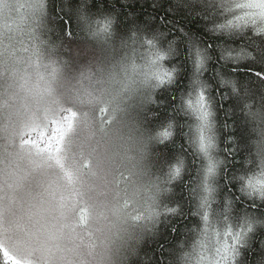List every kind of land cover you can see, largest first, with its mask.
<instances>
[{
	"label": "clouds",
	"instance_id": "obj_1",
	"mask_svg": "<svg viewBox=\"0 0 264 264\" xmlns=\"http://www.w3.org/2000/svg\"><path fill=\"white\" fill-rule=\"evenodd\" d=\"M83 30L97 54L72 64L40 23L0 28V244L26 264H133L176 179L151 123L157 82L147 55ZM68 112L61 164L21 146V133L50 129ZM244 118L248 159L260 171L264 100L248 101ZM176 264H192L191 254L177 253Z\"/></svg>",
	"mask_w": 264,
	"mask_h": 264
},
{
	"label": "trees",
	"instance_id": "obj_2",
	"mask_svg": "<svg viewBox=\"0 0 264 264\" xmlns=\"http://www.w3.org/2000/svg\"><path fill=\"white\" fill-rule=\"evenodd\" d=\"M154 2L159 4L158 8H153ZM210 2L212 0H22V17L18 23V20L12 21L10 27H18L27 12L36 9L45 37L60 45L61 54L69 62H72V54L91 51L92 56L90 47L95 46L86 38L84 24L94 31L107 32L117 40L125 38L133 51L146 53L143 41L153 36L158 49L167 52L171 45L176 50L177 54L167 55L161 62L168 70L174 68L175 73L171 83L165 82L153 90L150 116L154 127H167L171 123L172 135L158 150L164 160L172 164L182 161L183 166L181 174L171 184L167 209L133 264H176L177 253L181 251L190 253L194 259L200 253L202 240L220 227L217 218L223 221L225 216L230 218L229 226L242 223L245 217L254 225L247 246L240 249L235 263L264 264V202L257 200L253 204L239 191V182L232 180L233 176L253 172L248 159L249 129L244 111L248 101L264 100V83H258L254 75L255 71H264V32L251 25L230 34L210 31L227 13V7L218 11L219 5L234 9L240 0H215L217 9H208ZM104 20L111 21L106 31L102 30ZM190 38L207 48L211 57L200 79L207 86L206 94L211 98L214 113L211 131L207 133L213 139L211 155L221 161L212 181L211 209L216 215L211 216L212 226L207 233L200 187L204 160L190 143L196 139L197 122L182 108V97L186 101L188 93L194 91L193 69L185 58ZM221 47L232 49L233 56L242 53L243 58L238 63L225 62L220 59ZM221 78L233 81L237 93H232L231 86L222 88ZM229 202L230 207L225 212Z\"/></svg>",
	"mask_w": 264,
	"mask_h": 264
},
{
	"label": "snow or ice",
	"instance_id": "obj_3",
	"mask_svg": "<svg viewBox=\"0 0 264 264\" xmlns=\"http://www.w3.org/2000/svg\"><path fill=\"white\" fill-rule=\"evenodd\" d=\"M158 7L159 4L154 2L153 8ZM206 7L208 9H217V5L213 2H210ZM226 7L227 13L223 21L215 22L213 27L209 29L210 31L220 34H230L251 25L258 31L264 32V29L259 28V25L264 24V0H240V2L235 3L234 9L221 4L217 10L222 11ZM169 10L171 11V9ZM238 13H242V15ZM229 16L232 18H228ZM110 26L111 21L104 20L102 30L106 31ZM155 39V36L151 38L146 37L143 41V47H147L148 51L145 54L148 57L151 75L157 82V86H159L165 82L171 83L173 81L175 69L168 70L162 66L161 62L167 55H175L177 53L171 45L167 52L158 49ZM232 52L233 50L230 48L221 47L220 59L225 62L232 61L238 63L243 58L242 53L233 56ZM185 58L193 69L192 85L194 91L188 93L186 101L182 97V108L185 109V114H192L197 122V136L190 143H192L194 151L204 160L200 187L203 192L201 196V208L206 209L203 219L205 222V232L207 233L208 228L212 226L211 216L216 215L212 213L211 209V198L214 192L212 181L216 177L218 165L221 163V161L215 160L211 155V150L214 146L213 139L207 133L211 131V118L214 113L212 111L211 98L206 94L207 86L200 79L202 72L205 70L206 63L211 57L207 48L202 47L200 43L190 38ZM254 75L258 83H264V71H255ZM220 85L222 88L231 86L232 93H237L236 86L231 80L221 78ZM248 107L251 106L248 105ZM101 111L104 112L105 110L102 109ZM74 116L75 113L68 112L59 120H53L50 129L33 128L29 130L27 135L21 133V146L27 145L39 152H48L56 160L57 164H61L62 162L58 153L61 150L66 132L71 129ZM170 128L171 125L160 128L158 135L162 143L171 137L172 132ZM182 166L183 162L178 161L170 168V175L175 178L178 177L181 174ZM85 167H87V162H85ZM232 180L239 182V191L250 199L253 204L257 200L264 202V169L233 176ZM229 207L230 202L225 205V212L228 211ZM168 211L171 212L173 210L168 209ZM80 220L82 224L86 222V210L84 209L81 210ZM229 220L230 218L227 216H225L223 221L218 218L216 220V223L220 225L216 229V233L225 242L220 245L218 240L212 244V247L215 249L214 256L217 258L215 259V264H229L230 261L235 260L240 254V249L247 246L248 238L254 231L253 222L247 217L238 225L232 224L229 226ZM0 262L2 264H26V262L11 254L2 244H0Z\"/></svg>",
	"mask_w": 264,
	"mask_h": 264
},
{
	"label": "rangeland",
	"instance_id": "obj_4",
	"mask_svg": "<svg viewBox=\"0 0 264 264\" xmlns=\"http://www.w3.org/2000/svg\"><path fill=\"white\" fill-rule=\"evenodd\" d=\"M9 5L8 8H5L4 5ZM14 6V7H13ZM22 12H23V4L22 0H0V28H4L7 26L8 28L11 27L12 21L18 20L17 23L19 22V19L22 17ZM40 21V16L39 12L35 9L32 10L30 13L29 11L26 14V18L21 21L18 24V27H25L29 26L35 23H39ZM261 29H264V24H261ZM92 50V56L96 55L97 52L95 51L96 49L94 47H90ZM89 49V50H90ZM91 55L90 52L86 53H80L77 56H74L72 54V64L76 63H81L85 60H87ZM197 129V126L195 127ZM197 133V131H196ZM219 240L220 245H222L225 241L221 239V237L216 233V229L213 230V233L204 238L202 240V244L200 246V253L195 256L194 259H192V264H215V259H217L214 256L215 249L212 247V244L216 243ZM235 260H232L229 262V264H236Z\"/></svg>",
	"mask_w": 264,
	"mask_h": 264
}]
</instances>
